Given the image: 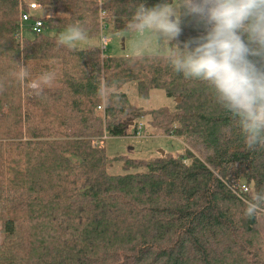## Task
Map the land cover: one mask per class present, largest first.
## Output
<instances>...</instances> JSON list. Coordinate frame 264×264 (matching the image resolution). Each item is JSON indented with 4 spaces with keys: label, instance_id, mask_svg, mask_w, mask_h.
I'll return each instance as SVG.
<instances>
[{
    "label": "trees",
    "instance_id": "16d2710c",
    "mask_svg": "<svg viewBox=\"0 0 264 264\" xmlns=\"http://www.w3.org/2000/svg\"><path fill=\"white\" fill-rule=\"evenodd\" d=\"M30 1L54 13L42 17V33L28 23L15 38ZM102 2L0 0V264H264V213L244 215V201L264 190V149H246L210 86L173 70L167 43L154 54L101 55L102 23L127 33L136 5L164 0ZM74 21L96 44L59 43ZM203 32L182 17L172 44ZM17 63L27 68L25 83ZM46 72L53 81L34 95L27 84ZM101 77L111 86L107 102ZM131 88L142 99L160 89L173 105L144 108ZM139 122L185 148L110 156L105 140L135 136ZM117 163L122 173L113 172Z\"/></svg>",
    "mask_w": 264,
    "mask_h": 264
},
{
    "label": "clouds",
    "instance_id": "9594fccd",
    "mask_svg": "<svg viewBox=\"0 0 264 264\" xmlns=\"http://www.w3.org/2000/svg\"><path fill=\"white\" fill-rule=\"evenodd\" d=\"M182 17L195 19L204 32L181 47L172 41L181 34ZM125 31L147 32L167 43L173 70L210 86L217 103L241 128L246 149H264V0H164L153 7L140 3ZM86 39V26L74 21L67 25L59 43L71 46ZM17 64L16 78L25 83L27 68ZM53 79L54 74L46 72L27 87L39 96L43 85ZM101 80L98 96L107 102L111 86ZM244 204L248 218L264 213V190L255 192Z\"/></svg>",
    "mask_w": 264,
    "mask_h": 264
},
{
    "label": "rangeland",
    "instance_id": "374dc122",
    "mask_svg": "<svg viewBox=\"0 0 264 264\" xmlns=\"http://www.w3.org/2000/svg\"><path fill=\"white\" fill-rule=\"evenodd\" d=\"M49 9L52 11H49ZM49 12L54 13V9L51 7L44 9L42 7V10L38 13V15L42 18L47 16L46 14ZM103 29L104 32H106L105 34L108 36L110 35V42L105 51L106 56H115L118 54H154L157 52L159 46L165 43L163 41H158L154 36L147 32L144 34L127 32L119 33L120 35H118L111 31L109 24H107V28L104 27ZM84 41L88 44H96V39L91 40L87 38ZM129 92L131 94L130 100L133 103L141 105L147 109L173 105L171 104L173 103L172 100L166 97L164 92L160 89L151 90L149 97L146 99L139 98L133 88H131ZM144 120L143 118L141 119L143 123ZM105 148L106 152L110 156L122 155L127 159H143L157 157L159 155L166 154L167 152L172 154L179 153L185 148V143L181 139L176 138L174 135H167L163 133L162 129L154 127L152 129H148L147 132L143 130L140 136L128 135L121 137H108L105 140ZM113 172H123L120 168V163L115 164Z\"/></svg>",
    "mask_w": 264,
    "mask_h": 264
},
{
    "label": "built area",
    "instance_id": "2783aa9c",
    "mask_svg": "<svg viewBox=\"0 0 264 264\" xmlns=\"http://www.w3.org/2000/svg\"><path fill=\"white\" fill-rule=\"evenodd\" d=\"M41 11V7L36 2H26L24 9L20 10L19 13V23L17 26V30L15 32V38H21L23 35V30L25 26L30 23L31 29L34 33L39 34L43 32V21L42 18L38 15V13ZM107 28V24H102L100 33H99V50L101 55H105V51L107 49V46L110 41V36L105 34L103 28ZM100 108V107H98ZM142 122L137 123L136 125V135L140 136L142 133ZM238 188H237V187ZM234 189L238 192H246L248 190V187L246 184L241 185H234Z\"/></svg>",
    "mask_w": 264,
    "mask_h": 264
},
{
    "label": "crops",
    "instance_id": "0c3cea01",
    "mask_svg": "<svg viewBox=\"0 0 264 264\" xmlns=\"http://www.w3.org/2000/svg\"><path fill=\"white\" fill-rule=\"evenodd\" d=\"M49 11H52L51 9H49ZM53 13H51V12H49L48 14H46L47 16H51ZM63 33V32H62ZM61 33V34H62ZM114 34H118V35H120L119 33H117V32H114ZM110 36V35H109ZM97 42V41H96ZM110 42V41H109ZM75 46H77V47H79V48H86L87 46H89V45H91V44H88L87 42H85V41H82V42H76L75 44H74ZM98 47H99V39H98ZM118 55H126V54H118ZM108 56H110V55H108Z\"/></svg>",
    "mask_w": 264,
    "mask_h": 264
},
{
    "label": "water",
    "instance_id": "95a60500",
    "mask_svg": "<svg viewBox=\"0 0 264 264\" xmlns=\"http://www.w3.org/2000/svg\"><path fill=\"white\" fill-rule=\"evenodd\" d=\"M177 101H179V98H177ZM129 148H131V147H129Z\"/></svg>",
    "mask_w": 264,
    "mask_h": 264
}]
</instances>
